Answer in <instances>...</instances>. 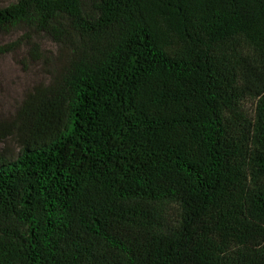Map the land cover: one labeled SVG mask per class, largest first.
Wrapping results in <instances>:
<instances>
[{
    "label": "trees",
    "instance_id": "16d2710c",
    "mask_svg": "<svg viewBox=\"0 0 264 264\" xmlns=\"http://www.w3.org/2000/svg\"><path fill=\"white\" fill-rule=\"evenodd\" d=\"M20 24L58 53L0 119V264H264V0L0 7Z\"/></svg>",
    "mask_w": 264,
    "mask_h": 264
},
{
    "label": "rangeland",
    "instance_id": "374dc122",
    "mask_svg": "<svg viewBox=\"0 0 264 264\" xmlns=\"http://www.w3.org/2000/svg\"><path fill=\"white\" fill-rule=\"evenodd\" d=\"M13 1L0 0V7ZM33 42L37 43L38 51L32 47ZM35 52L40 55L39 59ZM57 53L58 44L50 36L25 24L0 32V119L12 117L29 91L51 81ZM256 102L251 94L243 100V109L249 118L254 114ZM0 147H5L9 154L18 151V144L13 138L0 143Z\"/></svg>",
    "mask_w": 264,
    "mask_h": 264
}]
</instances>
